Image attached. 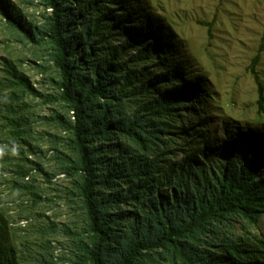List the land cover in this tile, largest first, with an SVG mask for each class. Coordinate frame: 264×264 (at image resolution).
I'll use <instances>...</instances> for the list:
<instances>
[{
    "label": "trees",
    "instance_id": "1",
    "mask_svg": "<svg viewBox=\"0 0 264 264\" xmlns=\"http://www.w3.org/2000/svg\"><path fill=\"white\" fill-rule=\"evenodd\" d=\"M41 1L50 10L45 31L11 17L6 0H0V14L32 43L46 44L58 91L41 95L7 61L1 85L11 92L0 94L5 103L0 112L11 138L29 145L33 128L21 105L24 93L73 114L72 122L61 112L48 120L69 134L62 143L67 151L52 136L54 154L71 179L68 195L81 220L61 229L54 221L40 224L36 235L63 231L73 239L72 264L264 263V254L230 234L235 224L254 228L264 217V141L248 150L244 163L233 155L218 172L194 170L190 157L196 156V142L205 139L203 119H195L201 123L194 128L184 120L187 100L203 99L204 88L189 85L185 69L174 67L166 39L143 10L136 20L132 0ZM203 24L211 33L212 23ZM259 62L258 54L250 71L264 117ZM180 155L187 161L180 163ZM24 163L15 165L12 187L32 196L36 206L40 195L32 172L48 173L37 163L27 168L28 159ZM40 238L32 245H40ZM32 245L16 249L0 211V264H51Z\"/></svg>",
    "mask_w": 264,
    "mask_h": 264
},
{
    "label": "rangeland",
    "instance_id": "2",
    "mask_svg": "<svg viewBox=\"0 0 264 264\" xmlns=\"http://www.w3.org/2000/svg\"><path fill=\"white\" fill-rule=\"evenodd\" d=\"M6 2L11 17L26 22L35 31L46 30L50 10L41 0ZM132 3L136 20L146 14L155 32L166 39L173 65L185 69L190 77L188 84L204 88L203 99L196 96L187 100L189 107L184 120L194 128L201 123L195 119H203L201 129L205 139L201 140V133L196 136V140L201 141L196 142L193 149L196 156L190 157L193 169L218 172L233 155L246 162L248 150L258 140L264 141V117L258 114L257 106L258 86L250 71L253 59L259 54L256 70L264 84V0H132ZM142 10L144 14L140 13ZM66 11L71 13L72 8ZM204 22L212 23L211 33ZM7 61L13 63L41 95L57 93L53 79L58 75L46 44L32 43L24 34L12 29L0 14L1 95L11 92L1 85L7 77ZM21 103L27 106L24 116L32 123L33 133L27 137L31 145L11 138L7 121L0 112V211L4 212L16 249L25 251L23 243L32 245L36 237L40 238L35 226L54 221L59 229L66 225L75 227L81 218L68 195L71 179L61 172L60 161L54 154L52 136L61 139L58 149L67 151L62 143L69 134L63 126L48 120L61 112L72 122L73 114L60 104L47 103L43 97L28 93H24ZM4 105L0 99V111ZM183 123L180 121V125ZM27 159V168L37 163L48 173L46 176L32 172L31 182L38 186L40 195L36 206L32 196L12 187L15 165H25ZM178 160L184 163L187 158L180 155ZM230 234L264 254V217L254 228L244 229L241 224H235ZM40 239V245H32L33 253L44 255L51 264H72L74 240L63 231Z\"/></svg>",
    "mask_w": 264,
    "mask_h": 264
}]
</instances>
